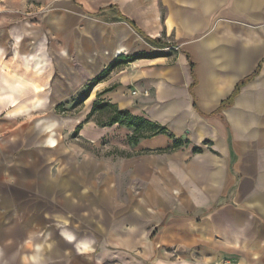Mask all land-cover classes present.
I'll return each mask as SVG.
<instances>
[{"label": "crops", "instance_id": "1", "mask_svg": "<svg viewBox=\"0 0 264 264\" xmlns=\"http://www.w3.org/2000/svg\"><path fill=\"white\" fill-rule=\"evenodd\" d=\"M119 16L150 50L137 53L131 40L116 43L88 66L79 45L78 67L73 65L63 77V89L50 95L39 94L54 78L48 70L42 80L44 59L33 47L30 53L19 52L28 33L5 30L1 38L11 41L13 56L3 60L0 48V129L41 113L45 103L49 111L79 98L83 107L78 114L33 121L36 143L48 152L59 151L55 137L61 126L91 147L102 146L103 136L114 132L129 144L132 128L100 124L94 119L97 112L89 116L97 104L113 105L166 130L131 144L149 154L124 162L130 178L144 183L142 194L128 197L125 207H110L113 197L97 188L113 182L97 159L34 164L29 182L20 176L9 185L19 190L0 188L1 211L21 217L15 224L21 227L17 240L30 231L43 232L49 240L47 250L34 244L30 264H68L64 253L76 256L69 264H184L167 263L158 248L197 244L198 227L236 246L250 236L264 243V0H162V25L144 27ZM34 38L37 45L38 33L31 29L26 45L33 46ZM141 54L159 57L128 62L125 73L114 76L111 71L84 91L88 79L113 60ZM128 86L147 92L138 106L132 104L137 99L126 97ZM175 142L183 144L175 150ZM233 186V199L253 202L250 206L263 220L260 227H249L242 209L227 202ZM19 253L16 244L0 249V264H17Z\"/></svg>", "mask_w": 264, "mask_h": 264}, {"label": "rangeland", "instance_id": "2", "mask_svg": "<svg viewBox=\"0 0 264 264\" xmlns=\"http://www.w3.org/2000/svg\"><path fill=\"white\" fill-rule=\"evenodd\" d=\"M109 5L116 8L97 13L98 9ZM119 15L133 19L141 27L153 25L154 22L162 25V0H0L2 58L9 60L13 56L11 54L13 47L11 41H1L4 31L27 32L28 35L23 37V44L21 45L24 46L19 49V52L21 54L30 53L33 47V53H36L37 50L38 56L44 59L42 80H46L48 70L54 73V78L51 80V76L48 85L43 86V90L39 94L50 95L58 89H63L64 75L73 65L78 67L79 45L86 52L88 66L92 62L90 60L98 59L102 51L116 43L122 44L131 40L138 50L137 53L150 50L149 46H152L130 29ZM31 29L34 32L37 31L38 39L37 45L34 38L33 46L29 47L26 45V41L30 42ZM159 34L162 44V28ZM74 58H76L75 62H73ZM110 65H113L111 71L114 72V76L120 72H126L127 64L122 61L116 59ZM8 68L10 69V65ZM91 81L92 79H88L85 92H88ZM136 93L138 92L133 86L126 88V97L137 99L133 100V106H138L141 103L143 95V92L141 94ZM81 95L83 97L84 92ZM47 106L48 104L45 103L41 113H32L34 115L31 118L29 115L18 118L17 121L13 120L7 123L5 128L0 129L1 191L5 190V193H9V189L12 191L13 188H10L9 185L14 179L18 180L20 176L24 181L29 182L31 167L34 164L40 167L45 166L46 161H54V159H97L104 163L103 170L108 171V178L113 180L112 183L97 184V188L102 187L104 195L113 197L112 200H109L110 207H125L128 197H139L142 194L144 183L130 178L128 174L130 168L126 167L124 162L147 155L148 152L141 153V151L135 150L136 147H132L131 144L124 141L122 134L120 136L115 132L113 135L103 136L102 146L91 147L84 140L77 141L72 137V134H68V127L65 126L56 127L60 130V133L56 134L55 137L60 145V147L58 145L59 151L48 152L46 148L36 143V136L32 129L33 121L51 115L55 119L63 120L68 116L78 114L83 106L79 98L73 104L61 102L55 105L52 110L44 111ZM113 112L112 107H105L96 113L94 119L100 124L108 125L114 115ZM122 120L125 124L132 123L135 128L140 130L141 136H148L154 130L153 128H145L141 122L135 119ZM182 144L181 142L176 148L178 149ZM79 148H82L80 152ZM103 179L105 180L106 177ZM168 186L166 185V187ZM235 190L236 186H233L231 199L227 202L233 207L242 209L244 216L250 222L249 227H260L263 220L250 206L253 202L233 199ZM114 198H117L118 203ZM0 212V249L16 244L20 252L17 264H30L28 257L34 252V244H39L46 250L49 248V240L43 238V232L30 231L24 233L21 241L17 240L21 227H15V224L18 221L20 223L21 217L13 214V211L5 213L0 209ZM196 233L198 234L197 244L183 242L158 246V249H162L165 261L167 263L185 262L184 264H190L191 261H199L205 264H264V243L255 237L244 238L242 243L238 242L239 245L236 246L230 244L229 240L220 233L215 234L213 230L207 227H198ZM42 253L43 251L39 246L40 256ZM75 257L73 253H64L63 255L68 264Z\"/></svg>", "mask_w": 264, "mask_h": 264}, {"label": "trees", "instance_id": "3", "mask_svg": "<svg viewBox=\"0 0 264 264\" xmlns=\"http://www.w3.org/2000/svg\"><path fill=\"white\" fill-rule=\"evenodd\" d=\"M154 42H156V41H154ZM155 57H159V55L157 56V55L141 54V55H135V56H130V57L122 55V56L119 57L118 61H122L123 63H128V62H133V61H135L137 59L155 58ZM112 66L113 65H109L95 79H93L91 81L89 87L91 88L92 86H94V84H96L100 80H102L105 77H107L109 72H111V70H112ZM105 107H112L114 109V112H113L114 115L111 118V120H110L108 125L117 124L119 126H125L127 128H132L133 129V132H132L131 136L128 138V143L129 144H136L139 139L144 138L145 136H141L140 135V130L135 128L132 123L129 122V123L125 124L122 119H128V120L135 119V120H138L139 122H141L144 125L145 128H153L154 130H153V132H151L149 134V136L166 133V130L164 128L155 127V126L151 125L150 123H148L146 121H143L140 118L132 116L129 112L118 110L115 106L109 105V104H97V105H94L89 116L93 115L95 112L101 111ZM178 145H180V142H175L174 145H173V148L178 147ZM197 151H198V149H196V148L193 149V152H197Z\"/></svg>", "mask_w": 264, "mask_h": 264}, {"label": "built area", "instance_id": "4", "mask_svg": "<svg viewBox=\"0 0 264 264\" xmlns=\"http://www.w3.org/2000/svg\"><path fill=\"white\" fill-rule=\"evenodd\" d=\"M143 95H147V92H143Z\"/></svg>", "mask_w": 264, "mask_h": 264}, {"label": "bare ground", "instance_id": "5", "mask_svg": "<svg viewBox=\"0 0 264 264\" xmlns=\"http://www.w3.org/2000/svg\"><path fill=\"white\" fill-rule=\"evenodd\" d=\"M85 247V246H84ZM86 249V248H85Z\"/></svg>", "mask_w": 264, "mask_h": 264}]
</instances>
